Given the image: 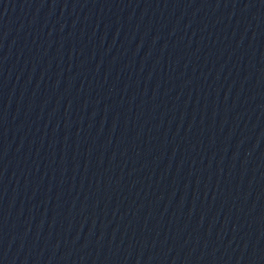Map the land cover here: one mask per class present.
<instances>
[{
    "label": "water",
    "instance_id": "1",
    "mask_svg": "<svg viewBox=\"0 0 264 264\" xmlns=\"http://www.w3.org/2000/svg\"><path fill=\"white\" fill-rule=\"evenodd\" d=\"M0 264H264V0H0Z\"/></svg>",
    "mask_w": 264,
    "mask_h": 264
}]
</instances>
